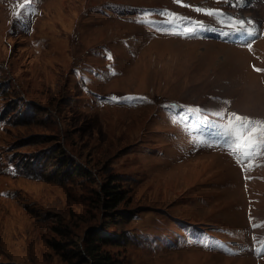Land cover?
Masks as SVG:
<instances>
[{
	"label": "rangeland",
	"instance_id": "rangeland-1",
	"mask_svg": "<svg viewBox=\"0 0 264 264\" xmlns=\"http://www.w3.org/2000/svg\"><path fill=\"white\" fill-rule=\"evenodd\" d=\"M262 3L0 0V264H87L89 229L122 264H264V148L224 132L264 121Z\"/></svg>",
	"mask_w": 264,
	"mask_h": 264
},
{
	"label": "snow or ice",
	"instance_id": "snow-or-ice-1",
	"mask_svg": "<svg viewBox=\"0 0 264 264\" xmlns=\"http://www.w3.org/2000/svg\"><path fill=\"white\" fill-rule=\"evenodd\" d=\"M29 0H24V3H28ZM175 3H181V0H174ZM23 7V5H21ZM185 7H191L190 5H183ZM194 11L203 13L208 16H212L217 19V21L225 27H228L231 32L224 33L229 35L231 33H240L244 35L251 36L253 33L244 27L245 22L242 20H235L232 17H226L218 9H205V8H193ZM167 17L166 23L179 25L182 22H187L189 25L183 30L191 32L193 27L199 28L203 27V22L190 20L187 17H182L179 14L168 12L160 13ZM249 24L252 21H248ZM247 47L251 49V44ZM260 71V69H256ZM112 99H115L113 97ZM189 112H199V109H188ZM225 135L231 138L230 146L236 149V158L238 162H242L245 159H252L255 155H260V149L264 148V121H253L248 117L237 115L236 113H231L229 115L227 124L224 126ZM258 252H264V242H261V247L257 249Z\"/></svg>",
	"mask_w": 264,
	"mask_h": 264
},
{
	"label": "trees",
	"instance_id": "trees-1",
	"mask_svg": "<svg viewBox=\"0 0 264 264\" xmlns=\"http://www.w3.org/2000/svg\"><path fill=\"white\" fill-rule=\"evenodd\" d=\"M102 193L105 195L102 201V207L105 210L115 209L125 199L126 192L124 189H113L110 184H104L101 187ZM107 239L100 232L89 229L85 232L81 242H77V249L73 250L75 255L82 258V262L87 264H122L115 258L104 245ZM70 254H73V253Z\"/></svg>",
	"mask_w": 264,
	"mask_h": 264
},
{
	"label": "bare ground",
	"instance_id": "bare-ground-1",
	"mask_svg": "<svg viewBox=\"0 0 264 264\" xmlns=\"http://www.w3.org/2000/svg\"><path fill=\"white\" fill-rule=\"evenodd\" d=\"M257 5V4H256ZM259 5V4H258ZM263 7H264V0H263V3L261 4ZM260 6V5H259ZM260 8V7H259ZM259 11V10H258ZM260 12V11H259ZM262 14H263V10H262ZM262 14H260L261 16L259 17V15H254L256 18H261L262 17ZM245 82V81H244ZM239 86V85H238ZM225 166V165H224ZM249 167V166H248ZM239 170H240V168H239ZM241 172V171H240Z\"/></svg>",
	"mask_w": 264,
	"mask_h": 264
}]
</instances>
